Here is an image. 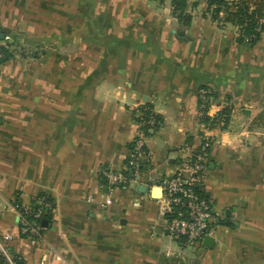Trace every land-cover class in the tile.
<instances>
[{
  "label": "crops",
  "instance_id": "0c3cea01",
  "mask_svg": "<svg viewBox=\"0 0 264 264\" xmlns=\"http://www.w3.org/2000/svg\"><path fill=\"white\" fill-rule=\"evenodd\" d=\"M189 3L185 26L171 0H0V40L33 48L0 63V234L13 233L18 263L172 264L150 178L200 144L210 86L211 113L228 106L230 118L208 132L202 189L220 217L196 264H264V33L248 43L207 0ZM146 104L160 120L151 170L112 188L102 170H124ZM39 196L52 204L42 235L21 236L11 205Z\"/></svg>",
  "mask_w": 264,
  "mask_h": 264
},
{
  "label": "built area",
  "instance_id": "2783aa9c",
  "mask_svg": "<svg viewBox=\"0 0 264 264\" xmlns=\"http://www.w3.org/2000/svg\"><path fill=\"white\" fill-rule=\"evenodd\" d=\"M248 40V38H246ZM4 43L0 40V62L4 53ZM199 111L202 118V140L196 149L178 165L175 174L161 178L151 177L153 186L160 189L156 197L159 213L165 219V228L176 238H184L185 246L193 249L204 245V238L214 236L220 214L215 211L213 203L200 192L198 184H202L206 177L212 137L209 131L225 125L226 114L211 113L215 108L214 97L205 88L199 90ZM136 135L129 148L122 172L115 174L110 170H102V177L108 180L112 188H128L138 182L145 172L151 170L148 147L146 144L150 130H155L160 120L156 114L140 106L137 109ZM52 204L45 196L37 197L31 205L23 207L20 203L11 205V210L18 215L19 233L38 239L42 235L44 226L42 218ZM13 233L0 234V264H18V257L12 252L11 242ZM201 248V247H200Z\"/></svg>",
  "mask_w": 264,
  "mask_h": 264
},
{
  "label": "trees",
  "instance_id": "16d2710c",
  "mask_svg": "<svg viewBox=\"0 0 264 264\" xmlns=\"http://www.w3.org/2000/svg\"><path fill=\"white\" fill-rule=\"evenodd\" d=\"M207 2H208V11H212L216 9V11L218 12L221 8L228 6L227 0H207ZM247 2H250L253 7L247 6L246 5ZM171 5H172V12L178 17L180 22H182L185 26L190 25L191 16L186 10L188 6V0H171ZM213 6H215V9L213 8ZM233 6H235L234 12H231V14H229V16L225 18V20L231 24L240 25L241 27H243V30L241 31L243 33L242 39L244 41L248 43H254L257 40H259L261 34L264 32V0H243V1L238 0V2L233 3ZM214 14L215 15H213V17L216 18L218 16V13L215 12ZM246 38H248V40H246ZM9 43L10 42L4 43V47H2L4 56L2 57L0 63L15 56L16 48L13 47L15 45H12V49H11L9 48ZM201 88H205L208 91H210V94L214 97L216 101L220 99L218 92L212 87L202 86ZM145 107L150 109V106L148 104H146ZM221 114H226L227 118L225 120V123L227 124L230 118V108L228 106L224 107L220 115ZM208 119L209 118L207 116H204L202 118V121L206 122L208 121ZM197 190L203 196L205 197L207 196L202 188L199 187L197 188ZM177 240L180 247L187 248V246H185L184 238H177ZM202 249L203 248H200V250Z\"/></svg>",
  "mask_w": 264,
  "mask_h": 264
},
{
  "label": "rangeland",
  "instance_id": "374dc122",
  "mask_svg": "<svg viewBox=\"0 0 264 264\" xmlns=\"http://www.w3.org/2000/svg\"><path fill=\"white\" fill-rule=\"evenodd\" d=\"M202 0H190V5L193 6V4L195 2L197 3H200ZM243 1V0H242ZM228 2V6L226 7H223L221 8L218 12L216 11L215 9V6H213V8L215 10H212V11H208L209 15L211 16V18H214L213 15H215L214 13H218V16L216 18H214V20L219 23L220 25L222 26H227V25H231L233 27V31L235 34H238V35H243L242 31L243 30V27H241L240 25H234V24H231L229 22H227L225 20V18L227 16H229V14H231V12H234L235 10V6H233V3H236L238 2V0H227ZM250 2H247V6L249 7H253L252 4ZM191 6V7H192ZM252 9V8H251ZM205 12V10H204ZM264 33V32H263ZM262 33V34H263ZM261 34V36H262ZM245 35V34H244ZM254 36V35H253ZM29 44H27L26 42H20V43H17V47H15V55L16 54H19L20 56H22L23 54H26L27 52V49L30 48V45L28 46ZM39 47V46H38ZM35 49H38L40 50L41 47L39 48H35ZM30 50L32 51L33 48ZM217 101L215 100L213 102L212 105H214ZM147 108V107H146ZM215 109V108H214ZM213 109V110H214ZM198 110H200L198 108ZM153 111V110H152ZM154 112V111H153ZM155 113V112H154ZM199 115H200V111H199ZM202 118V116L200 115V119ZM263 120H258L256 123H255V127L256 128H260L258 129L259 131H262L264 132V116H262ZM148 138V137H147ZM160 223L161 224H164L165 223V219L164 217H160ZM161 236L164 238L165 242L167 243L168 246H166L165 248H171V249H175L174 252L171 253V258L169 259H172L171 262L172 264H196L197 262H199V259L201 258V253H200V247L201 248H205L206 246L204 245H200V246H195L193 249H188L186 247H180L178 245V240L175 236H173L171 233L170 234H161ZM177 250V251H176ZM173 251V250H172ZM173 254V255H172ZM163 259L162 260H168V258L163 255L162 257ZM167 264H169V262L167 261Z\"/></svg>",
  "mask_w": 264,
  "mask_h": 264
},
{
  "label": "water",
  "instance_id": "95a60500",
  "mask_svg": "<svg viewBox=\"0 0 264 264\" xmlns=\"http://www.w3.org/2000/svg\"><path fill=\"white\" fill-rule=\"evenodd\" d=\"M198 187L203 188L204 186H203V184H198ZM231 212H232L231 209H227L225 212L226 216H229L231 214ZM43 223L46 226L48 222H47V220H44ZM165 232H166V234H169L168 230H166ZM214 242H215V238L213 236H207L204 238L203 244L207 247H213ZM18 264H21V262H19Z\"/></svg>",
  "mask_w": 264,
  "mask_h": 264
},
{
  "label": "bare ground",
  "instance_id": "6f19581e",
  "mask_svg": "<svg viewBox=\"0 0 264 264\" xmlns=\"http://www.w3.org/2000/svg\"><path fill=\"white\" fill-rule=\"evenodd\" d=\"M158 189V191L160 192V189L159 188H157ZM158 195V194H157ZM159 195H160V193H159ZM205 246V245H204Z\"/></svg>",
  "mask_w": 264,
  "mask_h": 264
}]
</instances>
